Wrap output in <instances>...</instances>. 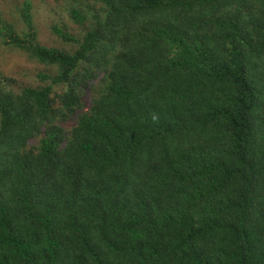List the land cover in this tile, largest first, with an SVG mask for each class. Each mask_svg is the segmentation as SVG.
<instances>
[{
    "label": "trees",
    "instance_id": "trees-1",
    "mask_svg": "<svg viewBox=\"0 0 264 264\" xmlns=\"http://www.w3.org/2000/svg\"><path fill=\"white\" fill-rule=\"evenodd\" d=\"M73 1L0 11V264H264V0Z\"/></svg>",
    "mask_w": 264,
    "mask_h": 264
},
{
    "label": "rangeland",
    "instance_id": "rangeland-1",
    "mask_svg": "<svg viewBox=\"0 0 264 264\" xmlns=\"http://www.w3.org/2000/svg\"><path fill=\"white\" fill-rule=\"evenodd\" d=\"M25 0H0V11L5 21L12 23L18 29L23 27L19 8ZM32 5V18L37 31L38 41L44 45H58L60 41L50 31L51 24L69 25L68 30L76 32L78 28L67 19L66 11L73 0H28ZM92 0H83L89 3ZM44 70V65L30 60L23 52L8 48L0 43V80L7 88L18 89L22 85H35L36 74ZM59 91V90H57ZM89 96L83 100L85 108L89 106ZM74 124V118L69 119L63 126L69 129Z\"/></svg>",
    "mask_w": 264,
    "mask_h": 264
}]
</instances>
